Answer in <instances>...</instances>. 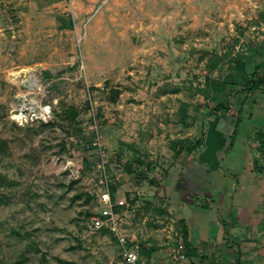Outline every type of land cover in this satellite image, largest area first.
<instances>
[{"label": "rangeland", "instance_id": "obj_1", "mask_svg": "<svg viewBox=\"0 0 264 264\" xmlns=\"http://www.w3.org/2000/svg\"><path fill=\"white\" fill-rule=\"evenodd\" d=\"M239 74L263 79L264 0H0V264L119 261L94 121L141 263L264 264V81Z\"/></svg>", "mask_w": 264, "mask_h": 264}, {"label": "built area", "instance_id": "obj_2", "mask_svg": "<svg viewBox=\"0 0 264 264\" xmlns=\"http://www.w3.org/2000/svg\"><path fill=\"white\" fill-rule=\"evenodd\" d=\"M94 135L92 146L100 153L99 163L97 165V192L90 196L95 198L100 204L98 215L92 217L90 220L91 228L94 230H106L110 232L119 248V261L112 264H143L140 261V247L137 245H130L125 235L121 232L117 208L124 206V201L117 197L113 198L112 182L119 180L118 177L112 178L111 169L109 170L108 162L104 159L103 151L101 149L100 137L97 130L96 122H93L91 127ZM117 194V191H116ZM175 257V255H174Z\"/></svg>", "mask_w": 264, "mask_h": 264}, {"label": "trees", "instance_id": "obj_3", "mask_svg": "<svg viewBox=\"0 0 264 264\" xmlns=\"http://www.w3.org/2000/svg\"><path fill=\"white\" fill-rule=\"evenodd\" d=\"M48 76V75H47ZM238 79H242V75H238L237 76ZM254 77V75H253ZM244 80L241 82V84H243L245 86V89H249V90H256L264 81V75H263V79L260 80L259 78L256 79H252V77L250 78H243ZM206 97L209 96L210 91H219L220 90V86L218 81L216 80H208L207 86H206ZM209 103H215V106L213 107V109L217 112L219 111H224L226 109L225 105L222 104L221 102H219L218 99L216 98H210L208 99ZM184 112V111H183ZM258 139H262V135H258ZM179 149L178 152H182V151H186L187 153H192L193 151H195L197 148H199L201 146V139H198L197 141H195L194 143H190L187 139H183L177 142ZM127 171H130V167L127 168ZM112 192L114 193V189L112 188ZM87 200H90V197L87 196ZM181 239L183 240L184 243L188 242L189 239V231L186 225H182L181 228ZM140 252L142 253H150L149 249H142L140 248ZM239 264V263H238Z\"/></svg>", "mask_w": 264, "mask_h": 264}, {"label": "bare ground", "instance_id": "obj_4", "mask_svg": "<svg viewBox=\"0 0 264 264\" xmlns=\"http://www.w3.org/2000/svg\"><path fill=\"white\" fill-rule=\"evenodd\" d=\"M25 108V107H24ZM24 110V109H23ZM22 108L21 109H19L18 111H17V113L15 114L16 116V118H20V119H24L25 118V116L23 115V113H22Z\"/></svg>", "mask_w": 264, "mask_h": 264}, {"label": "water", "instance_id": "obj_5", "mask_svg": "<svg viewBox=\"0 0 264 264\" xmlns=\"http://www.w3.org/2000/svg\"><path fill=\"white\" fill-rule=\"evenodd\" d=\"M16 112V111H15ZM24 114V113H23Z\"/></svg>", "mask_w": 264, "mask_h": 264}]
</instances>
